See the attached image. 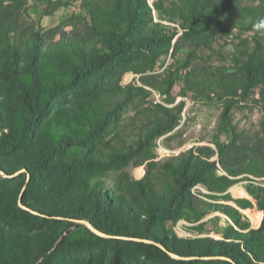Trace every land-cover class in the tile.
I'll use <instances>...</instances> for the list:
<instances>
[{
    "label": "trees",
    "instance_id": "obj_1",
    "mask_svg": "<svg viewBox=\"0 0 264 264\" xmlns=\"http://www.w3.org/2000/svg\"><path fill=\"white\" fill-rule=\"evenodd\" d=\"M30 1L49 13L73 2L85 15L76 16L69 31L43 29L29 20ZM261 21L264 0H0V170H23L13 179L0 176V264H79L75 249L91 252L107 240L81 224L47 254L76 221L108 236L140 239L136 243L142 254L160 264H264L261 184L245 185L256 200V213L262 212L258 228L241 223L237 208L217 203L233 223L215 229L219 239L168 233L180 219H200L192 208L195 185L213 193L215 200L246 209L228 189L251 181L247 174L264 178V149H259L264 147ZM172 25L181 29L177 39L178 28ZM233 27L251 34L240 38L230 71H219L216 84L209 82L206 88L224 99L223 118L236 97L249 99L257 92L253 100L263 115L258 147L242 142L240 150L234 140L217 145V151L191 147L163 166L161 174L170 182L162 189L153 183L149 167L134 179L127 164H154V138L172 129L177 122L172 111L180 112L183 103L174 110L158 105L161 117L127 145L105 149V133L135 96L149 94L145 86L153 84L145 76L155 71L161 56L171 50L174 54L181 41L191 54L201 46L212 49V42ZM128 72L141 75V85H122ZM173 84L169 77L159 92L170 96ZM192 84L187 79L189 89ZM245 150L251 155L239 160L238 152ZM215 153L218 160L211 159ZM112 241L110 264H117L120 242L126 241Z\"/></svg>",
    "mask_w": 264,
    "mask_h": 264
},
{
    "label": "rangeland",
    "instance_id": "obj_2",
    "mask_svg": "<svg viewBox=\"0 0 264 264\" xmlns=\"http://www.w3.org/2000/svg\"><path fill=\"white\" fill-rule=\"evenodd\" d=\"M248 2L249 0H245V3ZM29 5L31 6L29 20L43 29L59 28L69 31L74 26L75 17L85 15L73 2L50 13L39 2L30 1ZM176 28H178L177 39L181 34V29ZM250 34L251 32L248 30L233 27L229 35L220 39L217 38L212 42V49L201 46L193 50V54H191L189 45L181 41L178 51L172 54L171 50L168 54L161 56L155 71L145 76H151L148 80L153 84H151L152 86H145L149 90V94L145 98L135 96L133 101L121 110L119 122L105 133L103 139L102 145L105 149H109L111 146L118 148L132 143L139 138L145 125L149 124L155 117H161L158 105L174 110L180 103H183L180 112L172 111L177 120L172 129L154 138V146L151 149L154 164L151 166L146 165V163L139 166H133L132 163L127 164L126 171L134 179H141L145 175L146 168L149 167L153 183L157 189H162L170 182V178L161 174L163 166L191 147L208 146L217 151V145H224L233 140L240 150L244 147L242 142L248 143L250 147L253 145L258 147L263 115L258 103L253 100V98L258 99L257 92H251L249 99L236 97L230 103L226 118H223L221 114L225 107L224 99L217 97L213 92L208 93L206 88V84L209 82L216 84L219 71H230L229 69L233 67V56L240 44V38L248 37ZM140 76L131 72L125 73L121 79V84L135 83L141 85ZM169 77L174 79V84L170 96H167L159 91L166 88ZM187 79L194 83L191 85L193 89L186 86ZM167 99H172V102L167 101ZM155 101L157 102L155 103ZM259 149L262 151L264 147ZM229 155L234 156L232 153ZM238 155L240 156L239 160H243L251 155V152L245 150L244 154L238 152ZM211 159L218 160V154L215 153ZM22 171L16 170L12 173H6L0 170V176L4 179H13ZM244 175L246 174L235 178L239 179ZM247 176L251 181H239L228 189L233 199H241L245 202L246 209L238 208L233 202L215 200L210 196L213 193L200 185H195L191 189L193 195L192 208L196 209L200 219L196 220L193 217L191 221L180 219L168 227L169 235L186 239L206 236L219 239L220 235L215 233V229L226 226L227 222L233 223L216 207L217 203L229 204L237 208L242 214L241 223H248L249 228H258L262 212L256 213L259 211L256 200L247 193L245 185L250 182L264 185V178H256L250 174ZM18 203L24 207L21 203V196ZM80 224L93 233L106 237L107 240L92 248L91 252L82 248L75 249L74 258L79 264H85L86 261H89L90 264H110L114 245L112 239L114 238L126 241L120 242L117 264H160L142 254V248L136 243V241H141L140 239L105 235L95 230L86 221H76L74 226L65 230L47 254L58 246L65 235ZM234 228L240 230L236 225ZM28 232L34 233L33 230ZM170 256L181 259L174 254H170Z\"/></svg>",
    "mask_w": 264,
    "mask_h": 264
},
{
    "label": "clouds",
    "instance_id": "obj_3",
    "mask_svg": "<svg viewBox=\"0 0 264 264\" xmlns=\"http://www.w3.org/2000/svg\"><path fill=\"white\" fill-rule=\"evenodd\" d=\"M262 24H264V21H261Z\"/></svg>",
    "mask_w": 264,
    "mask_h": 264
},
{
    "label": "built area",
    "instance_id": "obj_4",
    "mask_svg": "<svg viewBox=\"0 0 264 264\" xmlns=\"http://www.w3.org/2000/svg\"><path fill=\"white\" fill-rule=\"evenodd\" d=\"M157 97L159 96V95H156ZM157 101H155V103H156Z\"/></svg>",
    "mask_w": 264,
    "mask_h": 264
},
{
    "label": "water",
    "instance_id": "obj_5",
    "mask_svg": "<svg viewBox=\"0 0 264 264\" xmlns=\"http://www.w3.org/2000/svg\"><path fill=\"white\" fill-rule=\"evenodd\" d=\"M154 14H155V12H154Z\"/></svg>",
    "mask_w": 264,
    "mask_h": 264
}]
</instances>
